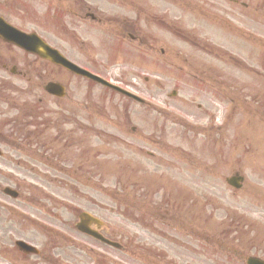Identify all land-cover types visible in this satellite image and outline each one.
Returning a JSON list of instances; mask_svg holds the SVG:
<instances>
[{
    "label": "rangeland",
    "instance_id": "obj_1",
    "mask_svg": "<svg viewBox=\"0 0 264 264\" xmlns=\"http://www.w3.org/2000/svg\"><path fill=\"white\" fill-rule=\"evenodd\" d=\"M243 1L249 7L243 8L231 0H149L147 20L143 19L142 14L131 12L129 14L135 19L129 27L102 25V29L97 26L95 31L88 27L91 31L83 35L92 40L87 44L57 46L73 61L89 68L95 60L111 57L114 48H117V41L124 40L129 46L126 52L149 55L152 51V59H158V65L165 64L164 69L175 72L174 75L168 73L165 76L155 64L148 68L126 66L128 71L123 70L122 66L125 65L117 67V61L102 58L101 74L138 88L136 90L147 97H166L168 106L175 103L174 106L186 111L181 110L186 118L179 117L181 114L175 116L172 111L166 118L157 116L161 137L158 146L162 147L158 151L162 160L153 161L155 164H152L148 157H139L143 162L152 164L147 172L131 173L127 168L120 170L118 166L115 174L99 173L95 174L94 179L84 175L69 180L71 183L67 192L72 213L76 208L93 213L115 235H122L124 247L137 246L138 249L132 250H138L139 254H135L129 263L149 264V249H153L154 256L167 264H181L180 259L187 264H246L245 258L249 255L264 258L260 244V234L264 233V48H261L262 57H259L257 44L258 41L264 42V0H242L240 3L243 4ZM119 15L124 17L126 12L120 11ZM239 31L245 32L243 34L247 37ZM130 33L134 40L129 37ZM184 34L188 36L186 40L191 42L183 44L179 41L180 35ZM214 48L222 53L213 52ZM161 50L165 52L163 55ZM173 54L176 56L172 59ZM154 77L161 79L157 80L161 81L159 86L168 88L166 95V89L152 87ZM175 85L180 87L179 96L182 94L195 101L192 106L201 105L204 108L186 109L178 103L180 97L172 101L170 92L176 91ZM109 94V99L111 102L114 100L116 105L119 97ZM219 103L223 108L217 106ZM158 108L161 106L158 105ZM215 108L218 120L221 118L224 122L219 142L212 134L208 135L210 131L205 128V123L209 119H205L199 129L190 125L193 122L195 126L196 120L204 118L208 110ZM143 115H149L151 119L156 116L145 106ZM191 115L198 118L195 120ZM103 128L101 124L97 125V129ZM96 143L100 154L97 159L100 161L115 164L116 160L132 158V152L124 149L122 142L102 143L96 136ZM67 166L75 168L74 164ZM240 172L246 179L244 188L241 191L231 189L226 179ZM147 173L156 174L160 180L158 184H146L144 176ZM169 174L173 177H168ZM162 178L176 184L161 181ZM91 182H98L100 191L86 186ZM172 183L177 188L173 189ZM156 185L159 188L148 187ZM172 192L177 194L176 200L171 199ZM144 195L153 207V226L164 236L180 241L179 226H184L185 229L181 230L186 235L195 234L198 227L216 226L219 230L217 238L224 246L223 254L194 242L183 252V249L163 238L152 236L157 243L167 247L168 254L159 256L156 250L162 248L152 245V237L147 229L133 224L129 218L136 219L133 206L138 211ZM64 197L67 198L66 193ZM97 202L102 208L96 206ZM230 215H239L248 220L250 225L246 237L245 227H242L243 234H235L234 237L231 233L233 228H222ZM73 234L75 240L89 243L77 231ZM66 235L67 231H61L59 240L62 242L58 241L64 251L61 256H66L68 252ZM97 248L102 247L98 245ZM84 252L78 254L79 264H94L87 253L90 250ZM131 255L130 252L129 257Z\"/></svg>",
    "mask_w": 264,
    "mask_h": 264
},
{
    "label": "flooded vegetation",
    "instance_id": "obj_2",
    "mask_svg": "<svg viewBox=\"0 0 264 264\" xmlns=\"http://www.w3.org/2000/svg\"><path fill=\"white\" fill-rule=\"evenodd\" d=\"M129 1L0 0V264H58L59 230H70L71 213L60 193L55 198L35 187L44 178L38 165L80 155L82 133L101 115L92 90L80 105L74 90L63 99L52 95L49 89L64 83L60 75L74 79L72 73L14 40L25 35L52 48L77 44V35L102 23L98 14L129 12ZM67 245L73 249V240Z\"/></svg>",
    "mask_w": 264,
    "mask_h": 264
}]
</instances>
